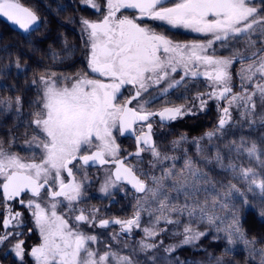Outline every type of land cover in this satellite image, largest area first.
Segmentation results:
<instances>
[{
	"label": "snow or ice",
	"instance_id": "1",
	"mask_svg": "<svg viewBox=\"0 0 264 264\" xmlns=\"http://www.w3.org/2000/svg\"><path fill=\"white\" fill-rule=\"evenodd\" d=\"M81 2L97 12L101 10L97 0ZM105 7L106 13L98 21L80 20L88 37V71L69 75L45 70L33 79L32 84L38 87L39 108L32 113L30 125L38 134L25 140L26 157L7 150L0 139V192L5 206V231L0 233V245L19 235L15 229L21 226L22 213L13 212L8 203L15 200L31 211L41 237V243L29 252L35 264H139L134 258L135 248L130 254H122L121 249L105 244L101 251L98 236L83 226H119V235L112 236L117 244L125 234L139 229L144 234L139 250L148 251L163 244L162 239L156 242V237L168 231L160 227L161 223L183 229L172 232L173 236L183 235L181 245L205 236L207 233L198 228L200 224L207 225L217 233L216 239L226 242L225 254L236 244H243L251 258L258 255L260 264H264V248L257 249L256 238L246 235L232 199L236 197L242 205L248 204L251 194L264 202V146L249 143L241 136L239 141L225 146L229 157L225 164V154L219 147L213 149L215 155L209 158L196 141L200 160H193L185 150L183 165L177 170L178 158L161 152L153 141L151 122L153 117L164 124L191 115L192 107L198 105L203 110L208 100H215L221 115L216 129L207 134L208 141L221 138L217 133L223 134L225 127L233 123V109L249 125L255 124L257 118L264 124V0H106ZM123 10H132V15ZM0 17L24 32L34 26L38 30L39 16L21 0H0ZM144 20L186 29L207 39L175 42L138 22ZM217 42L221 47L231 46L229 55H216ZM241 43L243 49L236 47ZM52 58L57 59L55 53ZM234 64L239 65L238 92L233 91ZM15 66L21 67L19 59ZM178 71L181 77L175 79ZM197 77L207 81L206 91L196 94L192 107L167 101L169 90L186 86L185 78ZM126 87L129 96L122 94ZM150 89L157 95L152 96ZM160 98L165 99L164 106L150 110L149 105ZM181 99L187 101L188 97ZM133 101L136 104L130 107ZM221 101L226 106L220 107ZM0 104L5 105V111L15 105L19 112L22 107L19 96L2 99ZM126 134L135 137L137 150L121 158L116 136ZM181 141L173 142V151ZM14 143L15 137L10 135L9 147ZM144 152L151 156V169L158 168L160 175L133 165L131 157L141 164ZM240 157L248 161V166L237 162ZM213 160L233 173L245 185L244 190L229 183L222 186L221 194L199 166ZM169 161L172 163H166ZM107 164L115 168L101 191L107 193L123 181L143 194L137 197L129 218H98L99 209L80 207L88 180L87 168ZM22 196L25 198L20 199ZM142 214L149 217L143 227ZM184 217L186 222L181 224ZM10 228L13 231H7ZM178 246L168 245L165 251L170 253ZM124 247H128L126 241ZM14 251L23 264L22 240L15 243Z\"/></svg>",
	"mask_w": 264,
	"mask_h": 264
},
{
	"label": "trees",
	"instance_id": "2",
	"mask_svg": "<svg viewBox=\"0 0 264 264\" xmlns=\"http://www.w3.org/2000/svg\"><path fill=\"white\" fill-rule=\"evenodd\" d=\"M22 3L28 6V3ZM32 6L36 8L40 6L38 12V30L34 28L29 32L15 31L5 21L0 19V100L19 96L22 101V107L19 112L15 110V105H13L11 110L5 111L2 108L3 104H0V139L3 141L7 140L8 142L11 135L21 142L18 145L19 147H24L26 139L34 134H38L35 127L30 125L32 113L39 108L38 87L32 84L33 79L45 70L55 71L58 74L76 73L80 69L83 71L87 70V63L85 64L83 59L87 51L83 49L80 51L68 50L66 48L72 45H82L84 43L83 35L74 34L75 27L69 25V20H66L65 23L58 18L46 20L42 13L41 4H34ZM62 45H65L63 47L68 51H62ZM59 51H62L64 54L62 61H59L58 58L55 60L52 58L53 53L57 56ZM17 59H19L21 65L19 69L15 66ZM222 105H225L223 101ZM3 106L5 107V105ZM232 121V124L225 127L221 138H213L210 142H208L206 137L209 132H212L217 127V117L215 115L199 113L194 116L180 117L169 124H161L156 121V124H159L158 128L161 130L155 134L156 145L160 148L161 152L175 155L178 158L176 161L180 162L184 160L186 149L180 146L173 151L174 141H180L182 137L190 141L205 139L208 143L202 147L206 149L205 154L209 158L214 157L215 152L213 149L219 147L221 152L225 154L224 163L227 164L229 157L226 145H229L233 140L239 141L241 136L251 143L254 142L253 137L264 133V124H261L260 121L251 125L241 120V118L237 121ZM7 147L9 148V145ZM127 151L123 153H127ZM186 152L188 156L198 157L197 151L194 148H190V151ZM147 156V154H144L143 157L147 158ZM237 162H242L245 166H248V161L244 157H240ZM201 163L202 171L208 174L209 179L214 182L216 189L221 194L224 192L222 186L229 183H234L242 191L244 190L245 185L238 182L234 178L233 173L226 168H221L214 160L207 165ZM145 169L152 172L155 171V169L152 170L146 167V165ZM132 196L133 193L130 192V216L134 211L132 208L136 204ZM232 199L237 198L234 197ZM238 200L240 199L238 198ZM248 200V204L238 205L240 208V223L246 235L249 238L255 237L257 244L264 248V215H261V213H264V202L258 197H253L251 194H248ZM233 202L235 201L233 200ZM167 226L172 227V225ZM204 226L206 225L199 226L198 230L204 231L207 234L190 244H180L184 238L183 235L173 237L164 234L161 237L167 242L172 243V245H179L176 247L175 256L184 261L191 260L193 262L191 264H196L197 262L217 264V258L220 264H258L250 259L243 244L237 249H233L232 247L231 252L225 254L223 249L227 246L226 242L222 239H216L217 234L215 230L212 231L209 227ZM132 232H134V229ZM4 250H0L1 264H21L16 259L5 257L3 255ZM27 262L26 264H35L31 260Z\"/></svg>",
	"mask_w": 264,
	"mask_h": 264
},
{
	"label": "rangeland",
	"instance_id": "3",
	"mask_svg": "<svg viewBox=\"0 0 264 264\" xmlns=\"http://www.w3.org/2000/svg\"><path fill=\"white\" fill-rule=\"evenodd\" d=\"M256 2L258 3L259 0H256ZM147 22H149V23L151 22L152 26L157 28V32H161L162 34L168 36L170 39H172L175 42L185 43V42H193V41H202V40L207 39V37L200 36L199 34L193 33V32H191L189 30L180 29V28H171L170 26L164 25V24H162L161 22H158V21L147 20ZM171 29H172L173 32L170 31ZM175 31H176V33H175ZM230 47L231 46H229V47H221L220 46V42H217V44L214 45V49L216 51V55H218V56H227V55H229V48ZM236 47L243 49L244 45H243V43H241V44L236 45ZM61 48H62L61 49L62 51H68L69 50V49L67 50L64 47H61ZM62 51H59L57 53V58H58L59 61H62L64 59V54H63ZM87 54H88V51H87ZM87 54L84 55V58H83L85 64L87 63ZM59 61H58V63H59ZM238 67H239L238 64H234L232 66V73H233V82L232 83H233V91H235V92H238L240 90L239 89V81H238V78L236 76V72L238 70ZM81 70L82 69H80L79 71H81ZM86 71H88V69ZM65 74L72 75V74H75V73H65ZM181 74L182 73L180 71H178L175 74L174 78L175 79H179L181 77ZM185 84H186V86H184V87L173 88V89L169 90V92L167 94V98H166L167 101H170V102H172L175 105L185 104L188 107H192L193 98L196 96V94L198 92L203 93V92L206 91L207 81L205 80L204 77H197L195 79L185 78ZM161 87H163V85H161ZM235 88H237V90H235ZM121 91H122V94L124 96H129L131 94L127 87L122 89ZM149 92L152 94V96H156L157 95V93H156V91L154 89H150ZM148 95H149V93H145V96H148ZM185 96L188 97L187 101L181 99L182 97H185ZM141 99H144V97H141ZM205 99H207V97H205ZM135 104H136V101L133 102L131 107L134 106ZM164 104H165V99L164 98L156 99L152 104L149 105V109L152 110V111H157V110H160L164 106ZM224 106H226V105H224ZM224 106L222 105V101H221L220 102V107H224ZM2 108L5 109V107L3 105H2ZM192 110H193V114L185 115V116H183L181 118L188 117V116H194V115H197L199 113H206V114H209V115H215L217 117V124H218V120L220 118L221 113H220V111L218 109L217 102L215 100H208V103H207L206 107L203 110H200L198 105L192 107ZM260 111H262V109L260 108V105L258 104L257 105V112H260ZM239 118H241L240 114L235 109H233L232 110V120H236L237 121ZM258 121H259V118H257L256 123ZM159 131H161L160 128H158L156 130V133L159 132ZM223 134H224V132H223ZM223 134L217 133V136L221 137ZM196 141L200 142V146L201 147H203V145H206V143H207V141L205 139H197L195 141L184 140V141H181L180 146H182V148H185L186 151H188V152L190 151V148H194L196 150V147L194 146V142H196ZM253 141L256 142L258 145L264 146V133L258 134L255 137H253ZM116 142L120 146V156H122L123 152H125L126 150H129L131 148V144L129 142L122 141L120 139L119 135L116 136ZM208 142H210V141H208ZM20 143L21 142L16 139L15 143L12 146H15L14 148H15V150H17V154H19L21 157H26V155H27L26 146L24 145V147H19L18 145H20ZM4 146H8L7 140H4ZM16 146H18V147H16ZM37 152H39V150H37ZM146 154L148 156H147V158H144V157L142 158L143 163L136 164V160H133L132 163L136 167L141 168V169H143L144 171L147 172L149 170L145 169V165H146V167H149L151 169V166H150V163H149V161L151 160V156L149 155L148 152ZM190 157L193 160H200L199 156H198L199 158L196 157V156H190ZM175 164H176L177 170H179L182 167V165H183V161H180V162L176 161ZM199 166L202 169V166L201 165H199ZM152 170H154V169H152ZM157 171H158V168L155 169L154 174H156ZM109 173H110V169L109 168H104L103 169V171H102L103 177H101L103 179H101L100 183H99V188H100L99 190L100 191H101L102 185L105 183V180L108 178ZM156 175H160V172L158 171ZM108 192H110V188H109ZM108 192L105 193V192L101 191V193L103 194L101 199L108 198V196H109ZM142 195L143 194H139V195H137V197L138 196H142ZM201 199H204V194L203 193H201ZM233 200L235 201L234 202L235 203V207L237 209V212H238V215H239V219H240V208L238 207V205H241L240 200H238V198L237 199H233ZM82 206H83V208H88L89 207V209L95 207L93 205V203H92V196L91 197H85L83 195ZM134 207L135 206H133V208H132L133 210H134ZM142 215H141V226L143 227V226H146L149 217L147 215H145V214L143 216ZM185 222H186V217L181 218V224H183ZM203 225L204 224H200L199 226H203ZM85 227L89 228V227H87V225L83 226V228H85ZM160 227H166L168 229L167 232L161 233V235H163V236H164V234L173 236L172 232L174 230L177 231V232H182L183 231L182 228H178L176 225H172V227H170V226H167V225H164L163 223H161ZM204 227H208V226L206 225ZM210 229L212 231H214V229H212V228H210ZM113 234L119 235V231H113L111 234H109L108 237H110V238H109L107 244L111 245L113 248L121 249L122 250V254H130L132 249L135 248L137 251H136V254H135L134 258L139 261V264H180L182 262L184 264L193 263L191 260L184 261V260L178 259L175 256L176 255L175 254L176 249L174 251L170 252V253L165 251V248L168 245H172V243H170L169 241L167 242L163 237H161V235L156 237V242L158 243L159 240L162 239L163 240V244H159L158 247H156L154 249H151V250H148V251H140L139 250V242L142 239H144V234L139 229H135L134 228V232H131V234H125L122 237V239H121L119 244H117L115 241L112 240ZM95 235H99V234L96 233ZM179 236H182V235H176V236H173V237H179ZM125 241L127 242V245H128V247H126V248L124 247V242ZM104 245L105 244H99L98 245V247L101 249V251L104 250ZM240 245L241 244H239V243L236 244L233 247V249L234 248L237 249L238 247H240ZM255 247L257 249L262 248L258 244H256ZM2 248H4L6 252L8 251L9 254L12 253L14 256H16V253L14 251V246L9 240L6 241L3 245H0V249H2ZM250 259L252 261H254L255 263L260 264V257L258 255L255 257V259H253L251 257H250ZM0 264H1V262H0ZM196 264H206V263L197 262Z\"/></svg>",
	"mask_w": 264,
	"mask_h": 264
},
{
	"label": "flooded vegetation",
	"instance_id": "4",
	"mask_svg": "<svg viewBox=\"0 0 264 264\" xmlns=\"http://www.w3.org/2000/svg\"><path fill=\"white\" fill-rule=\"evenodd\" d=\"M21 2L28 3L27 4L28 7L33 9L37 13V15H38L40 6L36 8L35 6H32V5L41 4L42 11H43L42 13L46 20L51 19V18H58L62 20L63 23H65L66 20H69V25L75 27L74 34L83 35L84 37V43L82 45H77V46L72 45L70 47H66L67 49H72L76 51H80L82 49L89 51V48L87 46L88 37H87V33L82 31L83 26L80 23L81 18L92 20V21H98L99 19L102 18V13H106V7H105L106 0H97V3H99L101 6L100 12H97L95 11V9L91 8L90 6L85 5L84 3L81 2V0H21ZM123 12L124 14H128L129 16L132 15V10H123ZM118 15H120V13H118ZM138 22L142 23V25L150 26L157 31V28L152 26V23L147 22V20L138 21ZM170 31L173 32L172 29ZM63 46L65 45H62V47ZM156 121H159L158 117L151 118L153 139H155V133L159 127V124H156ZM122 141L124 142L126 141L131 144V148L129 149L128 153H132L133 151H135L136 146H135L134 139L128 138V139H123ZM14 147L15 146H11L8 149V147L5 146L7 150L17 153V150H15ZM128 153H125L121 157L125 156ZM144 153H147V152H144ZM131 160L132 161L136 160V158H131ZM104 168H109L111 172V171H114L115 167L114 165H103L101 167L90 166L87 168L88 180L84 184L83 195L85 197L92 196L93 205L95 206V208L100 210L99 213L97 214L98 218L100 217H105V218L116 217V218H121V219L129 218L130 217V213H129L130 211V208H129L130 191H133L134 193H137V192L135 191V189H131L128 185L122 184L121 182H117L115 187L110 188V192H108L109 193L108 198L101 199L103 194L99 190L100 189L99 183H100V180L103 179L101 177H103L102 171ZM79 178L80 177L78 176V179ZM65 179L67 180L66 174H65ZM23 198L25 197L22 196L20 199H23ZM133 198H134V201H136L137 198L135 196H133ZM8 203L11 205L13 212L22 213L21 226L15 229V231L18 232L19 235H13L9 237V241L13 244V246L18 241H21V240L23 241V247L25 249L23 264H26L28 263L27 261L29 260L33 261V259L29 255V252L32 247L41 243V237L39 235L38 229L35 227L33 217L31 215V211L28 208H26L24 205H21L15 200L10 201ZM80 207H83L82 203ZM85 209L87 210L89 209V207ZM61 210H62V206L61 208H58V211H61ZM4 213H5V206H4V201L2 197V192H0V218H1L0 233L5 231V229H3L2 227V221L5 218ZM84 230L92 234L98 233L99 235L97 236L99 240L101 241L100 244H107L110 238L108 237L109 234H111L113 231H119V226H115L114 228L113 227H109V228L92 227L90 229L85 227ZM7 231H13V229L10 228ZM3 255L5 257L13 258V259L19 258L17 256H14L12 253L9 254L8 251L6 252L5 250L3 251ZM13 256L16 258H14ZM16 260H18L22 264L20 258Z\"/></svg>",
	"mask_w": 264,
	"mask_h": 264
},
{
	"label": "water",
	"instance_id": "5",
	"mask_svg": "<svg viewBox=\"0 0 264 264\" xmlns=\"http://www.w3.org/2000/svg\"><path fill=\"white\" fill-rule=\"evenodd\" d=\"M3 21H5L10 27H12L15 31H23L22 29H20L18 26H16V25H13L10 21H8L6 18H4V17H0ZM36 26H34L33 28H35ZM32 28V29H33ZM31 30V29H30ZM130 106V105H129ZM179 118V117H178ZM170 122V121H169ZM169 122H165L164 124H168ZM122 139H128V138H130V139H134V141H135V137L134 136H131V135H124V136H120ZM152 138H153V136H152ZM154 141V140H153ZM135 146H136V149H135V151L137 150V144H136V141H135ZM135 151H133L132 153H134ZM142 155V154H141ZM123 158V157H122ZM131 158H135L134 156L133 157H131ZM107 165H113V164H107ZM96 167H101V166H103V165H95ZM114 167H115V165H114ZM121 183H123V184H126V185H128L130 188H132L131 187V185L130 184H127L126 182H123V181H121ZM133 189V188H132Z\"/></svg>",
	"mask_w": 264,
	"mask_h": 264
}]
</instances>
